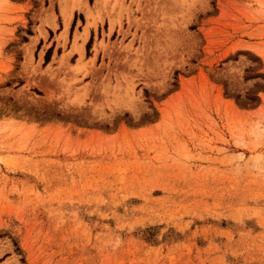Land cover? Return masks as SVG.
<instances>
[{
    "label": "rangeland",
    "instance_id": "1",
    "mask_svg": "<svg viewBox=\"0 0 264 264\" xmlns=\"http://www.w3.org/2000/svg\"><path fill=\"white\" fill-rule=\"evenodd\" d=\"M0 264H264V0H0Z\"/></svg>",
    "mask_w": 264,
    "mask_h": 264
},
{
    "label": "bare ground",
    "instance_id": "2",
    "mask_svg": "<svg viewBox=\"0 0 264 264\" xmlns=\"http://www.w3.org/2000/svg\"><path fill=\"white\" fill-rule=\"evenodd\" d=\"M65 9H66V8H65ZM63 14H64V16L66 17V16L69 14V12L66 11V10H64V11H63Z\"/></svg>",
    "mask_w": 264,
    "mask_h": 264
}]
</instances>
